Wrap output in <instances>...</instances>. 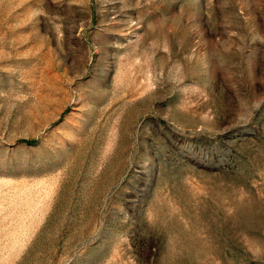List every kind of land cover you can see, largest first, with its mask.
Here are the masks:
<instances>
[{"label": "rangeland", "instance_id": "rangeland-1", "mask_svg": "<svg viewBox=\"0 0 264 264\" xmlns=\"http://www.w3.org/2000/svg\"><path fill=\"white\" fill-rule=\"evenodd\" d=\"M0 264H264V0H0Z\"/></svg>", "mask_w": 264, "mask_h": 264}]
</instances>
